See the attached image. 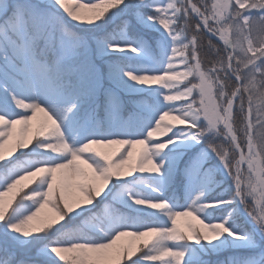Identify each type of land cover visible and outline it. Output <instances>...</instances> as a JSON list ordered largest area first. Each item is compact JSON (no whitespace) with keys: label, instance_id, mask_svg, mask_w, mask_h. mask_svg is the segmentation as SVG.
<instances>
[{"label":"snow or ice","instance_id":"6c2138e0","mask_svg":"<svg viewBox=\"0 0 264 264\" xmlns=\"http://www.w3.org/2000/svg\"><path fill=\"white\" fill-rule=\"evenodd\" d=\"M0 264H264V0H0Z\"/></svg>","mask_w":264,"mask_h":264},{"label":"rangeland","instance_id":"374dc122","mask_svg":"<svg viewBox=\"0 0 264 264\" xmlns=\"http://www.w3.org/2000/svg\"><path fill=\"white\" fill-rule=\"evenodd\" d=\"M84 2H88V0H84Z\"/></svg>","mask_w":264,"mask_h":264}]
</instances>
